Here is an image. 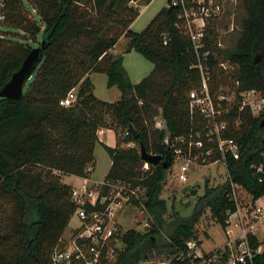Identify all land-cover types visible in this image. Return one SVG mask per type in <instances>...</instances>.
Segmentation results:
<instances>
[{
  "label": "trees",
  "instance_id": "trees-1",
  "mask_svg": "<svg viewBox=\"0 0 264 264\" xmlns=\"http://www.w3.org/2000/svg\"><path fill=\"white\" fill-rule=\"evenodd\" d=\"M151 0H9L7 19L0 23V93L29 53L44 43L41 58L27 77L19 100L0 98V264H52V256L73 218V186L65 177L91 178L96 169L98 133L109 129L117 146L103 147L112 165L105 181L143 185L149 228L124 234V249L117 264L168 263L213 264L211 256H194L188 243L201 246L198 226L208 212L225 231L230 215L238 210L232 199L238 187L257 201L264 197V114H242V125L227 135L240 145V159L228 157L226 180L217 186L206 181L192 214L183 217L163 197L168 170L162 165L142 170L141 147L164 159L171 153L164 144L181 137L204 134L206 124L198 110L191 109L190 93L201 86L194 45L183 30L181 8H163L142 32L131 26L141 14L140 6ZM245 11L240 36L232 49L218 46L216 28L207 30L205 50L214 97L225 89L237 93L224 107H241L239 93L259 90L264 94V0H239ZM36 12L30 17L26 6ZM7 28L9 31H1ZM20 32L28 36L17 41ZM122 39L123 54L116 53ZM136 52L154 65L152 73L133 84L124 66V54ZM203 52V51H202ZM234 68L232 79L220 63ZM94 74L108 78V88L122 97L115 103L95 95ZM71 92L75 101L62 103ZM161 116L167 128H154ZM133 127L141 135L130 133ZM134 147L129 148L128 144ZM92 167V171L89 168ZM255 254L248 264H264V243L249 236ZM166 256V257H165ZM186 260L182 261L181 258ZM166 258V259H163Z\"/></svg>",
  "mask_w": 264,
  "mask_h": 264
},
{
  "label": "built area",
  "instance_id": "built-area-1",
  "mask_svg": "<svg viewBox=\"0 0 264 264\" xmlns=\"http://www.w3.org/2000/svg\"><path fill=\"white\" fill-rule=\"evenodd\" d=\"M8 1L0 0V23L7 19ZM226 2L223 0L172 1L173 6L181 8L183 30L192 41L198 57L197 68L201 74V86L190 93V105L193 111L198 110L204 117L206 131L203 135L198 134L196 138L181 137L174 141L170 137L166 138L164 144L171 151L166 185L172 181L182 185L188 184L196 167H208L222 162L226 168L228 157L234 160L240 159V145L227 135L230 122L224 118V115L230 117L232 114L236 115L237 118L232 126L238 129L242 125L244 112H249L254 117L264 114V94L259 90L239 93L242 105L234 110L224 107V102L231 105L236 100L237 93L234 90L225 89L223 94L217 97H214L211 91L212 74L208 65L210 52L204 51L207 27L210 21L219 20L225 14ZM220 67L230 76V82L238 86L239 82L232 79L235 68L225 60L220 63ZM75 98V93L71 92L62 105L69 107ZM156 127L159 130L167 128L164 120L162 125L158 124ZM127 146L134 147L132 143ZM142 162L144 172H150L151 167L157 166L143 160ZM89 171H92V167ZM259 173L262 174L260 182H264V168H260ZM79 179L81 184L73 186L71 197L75 204L73 217L77 216L81 225L75 230L67 229L53 252L52 264H117L125 246L123 238L127 232L119 219L128 210H139L149 220L146 189L143 185L134 186L131 183H110L105 180L96 182L92 177ZM242 191L245 192L241 188L233 187L232 199L238 204V210L230 215L227 229L230 239L233 226L239 229L240 234L233 237L227 247L211 254L209 262L213 264H248L253 261L255 254H261L263 251V247L257 250L251 248L249 236L258 237L259 225L264 220V197L254 201L245 192L250 199L243 208L241 207ZM233 218L236 219L235 222ZM148 228L149 222L145 226V229ZM188 246L190 250H194V256L189 254V257L204 258L205 254L195 249V243L190 242ZM180 260L186 259L183 257Z\"/></svg>",
  "mask_w": 264,
  "mask_h": 264
},
{
  "label": "rangeland",
  "instance_id": "rangeland-1",
  "mask_svg": "<svg viewBox=\"0 0 264 264\" xmlns=\"http://www.w3.org/2000/svg\"><path fill=\"white\" fill-rule=\"evenodd\" d=\"M223 1H227L225 3V14L219 20L210 21L207 29L212 30L216 28L219 33L218 46L221 49L225 50L232 49L235 46L242 30V20L245 18L246 14L239 0ZM167 6L168 0H153L146 9V6L144 4L141 7V15L131 26V29L134 32H142L147 28V26L151 23L155 16ZM26 9L32 19L39 21L36 12L33 11L30 6L27 5ZM1 31L9 30L7 28H4L1 29ZM25 39L28 40V36L26 37L24 33L20 32V34L17 36V41L22 43L25 41ZM126 44L127 40L122 39L117 46V53L123 54ZM124 66L133 84H139L144 78L149 76L154 69V65L152 63L147 61L143 56L136 52L124 54ZM107 79V76L103 74L95 76L94 82L97 85L96 95L101 99L108 100V102H116L120 100L122 94L117 88L110 90L107 86ZM162 123V117H156L154 119V128L158 129L156 126L158 124L162 125ZM95 155L97 162L96 169L92 175V178L96 182H102L106 179V176L108 175L111 168V157L105 150V148L100 145L97 147V152L95 153ZM226 176V168L224 167L222 162L215 163L208 167H196L194 173L191 176V181L188 184L182 185L177 184L174 181L169 182V184L165 186L163 197L168 201L169 207L174 204L176 211H178L181 216L189 217L192 214L198 197L204 194L206 181H209L212 186H217L222 184L226 180ZM65 183L68 185H72L74 181L71 178H67L65 179ZM194 191H197L196 196H192V193ZM249 199L250 198L248 197V195L242 191L241 207L244 208L247 205ZM119 221L123 225L125 231L136 230L144 233L147 230L145 229V226L148 223L147 216L142 214V212L139 210H128L126 214L122 215ZM233 221L235 222L236 219L233 218ZM80 225V220L77 216H74L70 221L68 231L75 230L79 228ZM259 226L260 229L258 232V238L262 243H264V220L260 223ZM231 229L233 230V236L231 235V239H233V237H237L240 234L238 228L233 226ZM198 230L199 240L202 246L200 250L201 252L203 250L207 254H211L225 248L226 244L228 243V235L226 231L220 224L216 223L212 219L210 212H208L207 215L203 217L201 223L198 226ZM195 249L198 250L199 248L196 247ZM148 264H155V262Z\"/></svg>",
  "mask_w": 264,
  "mask_h": 264
},
{
  "label": "water",
  "instance_id": "water-1",
  "mask_svg": "<svg viewBox=\"0 0 264 264\" xmlns=\"http://www.w3.org/2000/svg\"><path fill=\"white\" fill-rule=\"evenodd\" d=\"M44 49V43L41 47L34 48L25 59L22 67L13 74L12 79L2 89L0 98L9 100H19L24 95V88L26 85L27 77L31 74L36 63L40 61L42 50ZM264 127V122L262 123ZM130 133L134 138H138L141 134L137 132L133 127H130ZM141 157L144 162H148L152 165H162L164 169H168L171 163V157L168 155L165 159L162 156L152 155L147 149L141 147ZM197 191L192 193V196H196Z\"/></svg>",
  "mask_w": 264,
  "mask_h": 264
},
{
  "label": "crops",
  "instance_id": "crops-1",
  "mask_svg": "<svg viewBox=\"0 0 264 264\" xmlns=\"http://www.w3.org/2000/svg\"><path fill=\"white\" fill-rule=\"evenodd\" d=\"M152 1L153 0H151V2L149 3V4H146L145 3V1H143L142 3L143 4H141V6H140V10H141V7L145 4V9L152 3ZM169 1V0H168ZM142 12V11H141ZM141 15V14H140ZM116 53H117V49H116ZM133 53V52H132ZM97 75H101V74H94V75H92L91 76V80H92V82H93V84L95 85V88H96V90H95V95H96V93H97V85L95 84V82H94V78H95V76H97ZM108 80V79H107ZM107 86H108V81H107ZM114 88H112V89H110V90H113ZM96 97L97 98H99L97 95H96ZM100 100H103V101H106V102H108V100H104V99H101V98H99ZM121 99V98H120ZM119 101V100H118ZM117 102V101H116ZM109 103H115V102H109ZM98 138H99V141H100V143L97 145V147L100 145V146H103L102 144H104V145H106V146H108V147H110V148H115L116 146H117V136H116V134H115V132L114 131H112V130H109V129H102V130H100L99 131V133H98ZM97 147H96V150H95V153L97 152ZM96 156V155H95ZM112 161V160H111ZM97 162V161H96ZM93 177V176H92ZM67 178H71V179H73V181H74V183L71 185V186H79L80 184H81V180L79 179V177H75V176H70V177H65L64 178V183H65V179H67ZM92 180H93V178H92ZM94 181V180H93ZM66 184V183H65ZM68 185V184H67ZM231 231L233 232V230L231 229ZM226 233H227V231H226ZM228 235V234H227ZM233 235V234H232ZM230 236H228V243L230 244L231 242H230ZM226 244V246L225 247H227L229 244ZM198 251H200L201 250V248H202V246H198ZM224 249V248H223ZM222 250V249H221ZM219 251V250H218ZM202 254L204 253V254H207L206 252H204L203 250H202V252H201ZM210 255V254H209ZM168 263H170V262H168ZM158 264H160V263H158Z\"/></svg>",
  "mask_w": 264,
  "mask_h": 264
}]
</instances>
